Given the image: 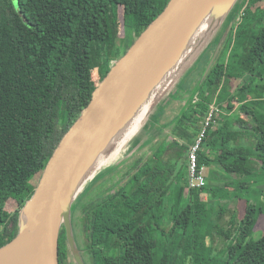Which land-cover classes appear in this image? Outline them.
<instances>
[{
	"label": "trees",
	"instance_id": "trees-1",
	"mask_svg": "<svg viewBox=\"0 0 264 264\" xmlns=\"http://www.w3.org/2000/svg\"><path fill=\"white\" fill-rule=\"evenodd\" d=\"M169 2L0 0V247L17 235L20 212L38 184L16 166L25 161L43 173L54 152L48 145L59 144L114 64ZM239 10L217 40L219 46L224 39L209 73L204 76L211 46L194 65L202 70L193 91L177 89L168 101H182L170 134L145 140L142 159L118 189L75 217L85 264H216L207 227L225 244L222 264H264V235L250 239L256 207L248 205L242 215L238 207L244 180L255 172L241 140L254 143L264 170V0H243ZM234 42L240 51L230 56ZM158 111L160 117L165 108ZM205 127L198 171L213 167L225 186L238 182L233 192L217 196L218 206L204 198L218 189L189 187V152ZM8 225L10 235L3 231ZM68 252L63 226L60 264H71Z\"/></svg>",
	"mask_w": 264,
	"mask_h": 264
},
{
	"label": "water",
	"instance_id": "water-1",
	"mask_svg": "<svg viewBox=\"0 0 264 264\" xmlns=\"http://www.w3.org/2000/svg\"><path fill=\"white\" fill-rule=\"evenodd\" d=\"M242 1L236 0L223 20L229 19L233 10L237 11V15L227 25L229 29L233 26L232 21L239 16ZM210 2L211 0H170L165 10L114 64L93 92L89 105L55 148L33 196L20 212L17 235L11 242L0 247V264H60L59 240L63 226L76 264H85L75 240L71 211L86 190L78 194L79 189L94 174L85 179L87 168L155 74L173 54L179 39L189 31ZM215 31L166 92L176 81L180 85L185 75L212 45L209 46V41ZM222 42L211 58L204 76L213 67ZM175 91L177 88L172 90L164 104L158 105L165 94L161 95L149 114L151 111L156 114L159 108H166ZM145 121L144 119L142 125Z\"/></svg>",
	"mask_w": 264,
	"mask_h": 264
},
{
	"label": "rangeland",
	"instance_id": "rangeland-1",
	"mask_svg": "<svg viewBox=\"0 0 264 264\" xmlns=\"http://www.w3.org/2000/svg\"><path fill=\"white\" fill-rule=\"evenodd\" d=\"M236 12H237L236 10H233V13L230 16V18L225 20L223 24L220 26V28L215 31L214 35L209 41L210 43L209 46L212 44L211 45L212 49L210 53L215 52L213 50H216L217 48V45H216L217 40L222 35L230 19L234 15H237ZM253 16L254 15H252L247 21H251L253 19ZM246 19L247 18H242L241 21L242 22L245 21L246 23ZM263 24H264V21H263ZM121 36H123V32H121ZM239 51H240L239 45L236 46L234 42L231 48V51H230V56L231 55L234 56L236 52H239ZM207 56L208 55H206L205 57V60H204L205 62H206V59L210 58V57L207 58ZM201 70H202V66H200L199 70H197V67L195 68L194 66L189 71V73L184 77V79L186 77L187 78L181 81L180 85L177 84V82H175L174 86H172L171 89L165 93L166 96L164 95L160 98L158 105L164 104L165 100L169 98L170 94H172L171 92L174 88H177L180 90L183 89L185 91L187 90L189 92H192L194 89V85L197 83V81L201 77V74H200ZM245 82H246V79H245ZM242 94H243L242 91L237 93V99L235 101V104L239 105L241 103V102L239 103L238 99L241 98ZM181 104H182V101L180 100H175L174 102H172V104H168L165 108V111L162 113L160 117H159V114H154L151 111V113L149 114L150 120L146 119L144 125L139 127V129L137 130L135 129V132L132 133L131 137H128L124 141L125 143L123 144V146L119 148L118 151L116 150L113 152V156L111 157V159H109L104 165H102L93 174V176L84 183L81 189H79L78 194L82 190H85V189L86 190L83 191L82 195L78 198V202L75 207L76 209L71 211V221L73 223L75 240L80 250L83 248L84 243H83L82 235L80 232V228L77 229L75 227L76 226V222L74 223L75 217L77 218V221H78V218L82 216L81 210L87 204H89L94 199L104 198L110 195L112 191H115L118 189V187L120 186L119 185L120 180L124 178V174L129 173L131 171V169L133 168L132 164L134 162H136L139 159H142L143 154L139 153L138 150L143 147L145 140H149V137L156 139V138H159L161 135H162V140H163L166 134H170V131H172V124L174 123V121L176 120L180 112L179 107ZM152 121H154L155 123ZM240 145L249 150L250 152L249 154L251 156V161L255 169V172L250 177L244 180L247 183V186L245 189H242L239 192V199H238L239 206L238 207L241 211V215L245 211L248 205H253L256 207V210H257L256 222L253 226V231L250 237L251 240L256 241L264 235V170L261 168V161L258 159L257 155L259 154L254 147V143H251L249 139L244 138L243 140L240 141ZM48 147L51 150H55L57 145L54 143H51L48 145ZM204 149L206 150V148ZM148 152H149L148 154H150V149ZM190 152H189V156H191ZM147 155L144 156L143 158L147 159ZM125 160H127L128 162H126ZM16 168L21 172L22 175L26 176L28 179L35 180L38 182L43 174V173L38 174L37 169L25 161L20 162L16 166ZM203 173L205 174L203 175L206 176V179L208 182L205 187L210 188L212 186L213 188L218 189V191L215 194H213L211 191L210 193L204 196L205 199H209V201L211 202V206L221 205L222 201L219 198H217V196L221 198L225 192H228V193L233 192L234 189L238 187V182L233 183L231 187L230 186L228 187L224 185L227 179L224 180V182L222 183L217 181V179L213 175L215 174V170L213 169V167H207V166L203 167ZM189 178H191L190 168H189ZM128 179L129 177H127L124 180L127 181ZM190 184H191V181H189V187H190ZM235 200L237 201L236 198H234V201ZM8 207L9 208L7 211H9L10 209V206ZM212 218L213 219L211 223L214 224L217 221V217L213 216ZM79 222H81V219ZM223 225H226V224H223ZM3 231L6 233V235L12 234V228L9 225L6 226L3 229ZM211 231H212V227H207L206 232H205V235L207 236L206 245H208L210 249L214 251L212 254V257H215V259L217 260L216 264H222L223 259H225V247H224L225 244L220 238L213 237ZM68 257H69V262H71V264H76V260L70 248L68 252ZM203 257L208 259L210 255L208 252H205L203 253Z\"/></svg>",
	"mask_w": 264,
	"mask_h": 264
},
{
	"label": "bare ground",
	"instance_id": "bare-ground-1",
	"mask_svg": "<svg viewBox=\"0 0 264 264\" xmlns=\"http://www.w3.org/2000/svg\"><path fill=\"white\" fill-rule=\"evenodd\" d=\"M235 2L236 0H211L198 19L194 21L189 31L179 39L173 54L155 74L129 113L117 125L106 144L96 154L87 168L85 179H88L111 159L113 152L118 151L121 143L143 124L144 119L149 118L150 109L188 66L196 53L211 37L217 26L223 22Z\"/></svg>",
	"mask_w": 264,
	"mask_h": 264
},
{
	"label": "built area",
	"instance_id": "built-area-1",
	"mask_svg": "<svg viewBox=\"0 0 264 264\" xmlns=\"http://www.w3.org/2000/svg\"><path fill=\"white\" fill-rule=\"evenodd\" d=\"M210 119H211V115L208 121ZM208 124L209 123H207V126ZM205 130H206V127L203 129L202 134L199 137V139L191 147V152H190L191 156H189L190 158L189 168H190V174H191V178H189V181H191L190 188H203L207 184V179H206V176H204L205 174L203 173V168L200 171H198V168H197V153L201 148V142L205 136Z\"/></svg>",
	"mask_w": 264,
	"mask_h": 264
},
{
	"label": "flooded vegetation",
	"instance_id": "flooded-vegetation-1",
	"mask_svg": "<svg viewBox=\"0 0 264 264\" xmlns=\"http://www.w3.org/2000/svg\"><path fill=\"white\" fill-rule=\"evenodd\" d=\"M217 48H218V46H217ZM217 48H216V50H217ZM216 50H213V51H215V52H216ZM215 52H214V53L212 52V54L214 55V54H215ZM212 57H213V56H212Z\"/></svg>",
	"mask_w": 264,
	"mask_h": 264
}]
</instances>
